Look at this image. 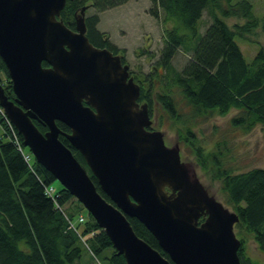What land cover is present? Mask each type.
Instances as JSON below:
<instances>
[{
	"label": "water",
	"instance_id": "95a60500",
	"mask_svg": "<svg viewBox=\"0 0 264 264\" xmlns=\"http://www.w3.org/2000/svg\"><path fill=\"white\" fill-rule=\"evenodd\" d=\"M67 1L0 0V57L15 95L0 85V105L23 145L96 219L126 264H242L238 214L200 183L179 144L168 146L162 131L149 129V107L139 102L129 65L88 40L89 6L76 15V31L59 18ZM127 216L147 227L170 260L136 234Z\"/></svg>",
	"mask_w": 264,
	"mask_h": 264
},
{
	"label": "trees",
	"instance_id": "16d2710c",
	"mask_svg": "<svg viewBox=\"0 0 264 264\" xmlns=\"http://www.w3.org/2000/svg\"><path fill=\"white\" fill-rule=\"evenodd\" d=\"M127 1H67L60 18L73 28L75 13L84 6H92L96 13L86 18L88 40L97 48L107 47L114 53L124 54V49H118L109 36L97 28L100 12ZM151 1V14L160 18L162 12L164 23L172 21L173 25H166L164 47L156 63L151 66L150 73L134 76V81L142 90L139 102L147 103L152 114L155 100L179 122L175 99L170 93L174 85L190 106L192 121L215 113L228 115L236 110L237 113L230 120L233 127L250 132L261 125L264 134V44L248 61L237 41V38H245L258 28L264 36V18L256 15L254 0ZM205 11L209 12L211 22L202 34L199 23ZM233 17L242 19L243 23L229 25L226 19ZM182 46L189 55L188 62L182 71H174L172 60ZM123 61L126 63L124 57ZM4 64L0 57V85L4 87L7 97L14 99ZM43 65L47 66L48 63L44 62ZM170 75L169 81L166 78ZM156 82L164 83L162 85L169 87V91L155 94ZM34 123L41 132L48 130L43 123ZM57 125L63 133H70L68 125L62 122H57ZM193 129L187 125L177 130L179 139L193 150L196 163L205 175L221 182L225 203L238 214L235 234L241 241L238 251L241 263L262 264L247 257L245 249L246 243L253 241L264 254V168L239 172L233 166H227L228 149H223L218 143L217 150L206 151ZM59 138L87 169L101 195L110 201L81 153L64 134ZM26 155L29 160L25 158ZM55 181L54 176L23 145V139L16 129H11L6 119L0 117V264H82L81 259L86 251L97 258L102 257L105 264H126L124 257L117 254L108 235L90 214L88 221L77 225V230L68 228L66 217L75 219L80 209H73L69 205L76 199L62 185L54 196L47 193ZM127 218L140 238L170 260L154 235L138 218ZM81 237L86 238L87 245Z\"/></svg>",
	"mask_w": 264,
	"mask_h": 264
},
{
	"label": "rangeland",
	"instance_id": "374dc122",
	"mask_svg": "<svg viewBox=\"0 0 264 264\" xmlns=\"http://www.w3.org/2000/svg\"><path fill=\"white\" fill-rule=\"evenodd\" d=\"M253 5L256 15L264 18V0H254ZM152 8L153 4L151 0H129L125 4L108 10L106 9L99 13L100 23L97 29L106 33L118 49L125 50L124 54H119L124 57L126 64L129 65L133 78L136 75H140V73H144L145 75L150 73L151 66L156 63L160 57V51L164 47L163 37L166 25L169 27L173 25L172 21L164 23V15L162 12L160 13V18L153 16L151 14ZM95 13L96 10L92 6H89L86 11V17ZM226 21L229 25L237 22L243 23L242 19L234 17L228 18ZM210 22V14L208 11H205L199 23L202 34ZM237 41L244 56L250 61L258 48L264 44V36L260 28H258L254 33L249 34L245 38H237ZM186 52L187 50L183 46L177 51V54L172 60V68L174 71H182L188 62L189 55ZM151 55L153 56L152 59ZM159 71L163 74L161 68ZM166 79L170 81L171 75ZM162 84L161 82H156L155 94L169 89V87L167 88ZM170 93L175 99L176 115L180 116V121L178 122L172 118L171 114L160 103L154 100L151 114L153 122L149 129L162 131L168 146L179 144L182 160L193 165L201 181L200 183L205 186L211 195L215 196L216 199L233 211L232 207L225 203V195L221 191V182L218 180L213 181L208 175H205L196 163L193 150L180 141L177 130L187 125L193 127L198 142L205 147L206 151L217 150L218 143H220L223 149H228L227 161L229 162H227V166H233L237 171L243 172L256 167L264 168V134L261 125L256 126L250 132H244L239 128L233 127L230 120L237 113L236 110L230 111L228 115L215 113L207 118L198 117L192 121L191 108L186 103L180 89L172 85ZM141 104H144V102L142 101ZM182 121H185V123ZM224 142L225 145H223ZM53 186L58 189L61 184L56 180ZM69 205L73 209H80L79 211L84 216H89L87 209L77 200L74 201L73 199ZM246 244L245 252L247 257L264 264V254L258 249L257 245L253 241H249ZM89 253L92 255L94 263L105 264L102 257L97 258L91 252ZM81 261L83 264H86L85 253Z\"/></svg>",
	"mask_w": 264,
	"mask_h": 264
},
{
	"label": "built area",
	"instance_id": "2783aa9c",
	"mask_svg": "<svg viewBox=\"0 0 264 264\" xmlns=\"http://www.w3.org/2000/svg\"><path fill=\"white\" fill-rule=\"evenodd\" d=\"M0 117H4V118L6 119V121H7L8 124L10 125L11 129L14 128L13 125L10 123L9 119L6 118L7 116H6L4 110H3V108H2L1 106H0ZM25 158H26L27 160H29V157H28L27 155L25 156ZM47 193H48L50 196H54V195H55V189H54L53 187H49V188L47 189ZM85 219H86V218H84V215H82V214H80V215L78 216V221H79L80 223H84V222L86 221ZM70 222H71L70 228H72V229L75 230V222H72V221H70ZM82 239H83V241H85L84 238H82Z\"/></svg>",
	"mask_w": 264,
	"mask_h": 264
},
{
	"label": "crops",
	"instance_id": "0c3cea01",
	"mask_svg": "<svg viewBox=\"0 0 264 264\" xmlns=\"http://www.w3.org/2000/svg\"><path fill=\"white\" fill-rule=\"evenodd\" d=\"M85 257H86V261H87L86 264H97V263H94L93 257L88 251L85 252ZM81 263H82V261H81Z\"/></svg>",
	"mask_w": 264,
	"mask_h": 264
},
{
	"label": "flooded vegetation",
	"instance_id": "af4514ba",
	"mask_svg": "<svg viewBox=\"0 0 264 264\" xmlns=\"http://www.w3.org/2000/svg\"><path fill=\"white\" fill-rule=\"evenodd\" d=\"M81 10V9H80ZM87 11V10H86ZM79 12L80 11H77L76 13H75V20H76V15L77 14H79ZM60 18V17H59ZM87 18V17H86ZM61 19V18H60ZM85 21H86V19H85ZM67 25V24H66ZM68 27H69V25H67ZM87 27V26H86ZM72 31H76V24H75V26L72 28V27H69ZM86 34H87V31H86ZM100 48H104V47H100ZM105 48H107V47H105ZM109 50V49H108ZM112 51V50H111ZM113 52V51H112ZM113 54H115V55H120V54H118V53H114L113 52ZM123 58V57H122ZM47 66H49V64L47 65ZM131 76H132V74H131ZM140 103H142V102H140Z\"/></svg>",
	"mask_w": 264,
	"mask_h": 264
},
{
	"label": "bare ground",
	"instance_id": "6f19581e",
	"mask_svg": "<svg viewBox=\"0 0 264 264\" xmlns=\"http://www.w3.org/2000/svg\"><path fill=\"white\" fill-rule=\"evenodd\" d=\"M66 221H68V223H69V226H68V228H70V225H71V222H70V220L66 217Z\"/></svg>",
	"mask_w": 264,
	"mask_h": 264
}]
</instances>
